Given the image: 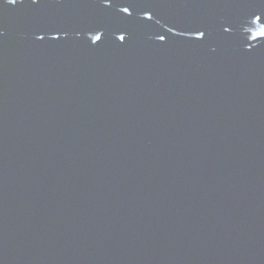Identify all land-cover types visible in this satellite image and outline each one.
Returning a JSON list of instances; mask_svg holds the SVG:
<instances>
[{
  "label": "water",
  "instance_id": "water-1",
  "mask_svg": "<svg viewBox=\"0 0 264 264\" xmlns=\"http://www.w3.org/2000/svg\"><path fill=\"white\" fill-rule=\"evenodd\" d=\"M0 264H264V0H0Z\"/></svg>",
  "mask_w": 264,
  "mask_h": 264
}]
</instances>
